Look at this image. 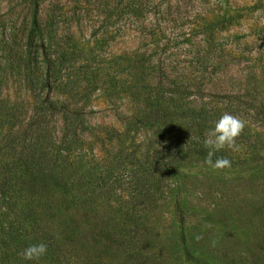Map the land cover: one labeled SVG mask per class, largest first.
<instances>
[{
	"label": "rangeland",
	"instance_id": "1",
	"mask_svg": "<svg viewBox=\"0 0 264 264\" xmlns=\"http://www.w3.org/2000/svg\"><path fill=\"white\" fill-rule=\"evenodd\" d=\"M34 16L43 31L57 33L55 56L61 50L73 52L77 60L70 66L74 69L102 74L134 68L165 70L204 78V103L212 99L210 94L245 91V103L264 104V0H0V140L16 130L23 96L19 58L26 50ZM226 19L228 23L221 25ZM40 44L31 52H42ZM105 81L104 76L97 79L96 91L88 99L86 118L97 128L83 154L95 159L94 165L102 170L106 165L114 167V155L134 152L132 162L141 166L145 155L159 148L160 136L141 128L139 108L127 96H110ZM236 109L221 113L230 112L245 125L234 148L226 147L237 163L214 170L196 157H187L177 183L161 178V194L142 206L152 250L161 264H184L173 243L177 219L169 195L174 185L186 199L187 230L197 248L220 258L260 253L255 219H248L264 211V123L251 107ZM109 128L122 133L118 141L104 135ZM119 197L126 200L127 192L120 191ZM111 203L115 209L116 203ZM2 218L0 238L9 230L15 234L9 228L12 216ZM79 221L86 238L72 250L91 264L105 242L94 219L81 215Z\"/></svg>",
	"mask_w": 264,
	"mask_h": 264
},
{
	"label": "trees",
	"instance_id": "2",
	"mask_svg": "<svg viewBox=\"0 0 264 264\" xmlns=\"http://www.w3.org/2000/svg\"><path fill=\"white\" fill-rule=\"evenodd\" d=\"M56 39L57 33L43 31L34 16L26 50L19 58L23 96L16 130L0 140V215L2 219L12 216L9 228L15 230V234L9 230L0 238V264H87L72 250L80 239L86 238L79 221L81 215L97 222V231L105 242L103 251L91 264H161L152 250L151 229L145 224L142 206L151 204L155 195L161 194V178L177 183L187 157L205 161L208 149L203 140L223 115L221 111L248 106L264 123V104L255 100L250 105L245 103V91L210 94L212 99L204 103V78L165 70L134 68L102 74L74 69L70 63L77 58L72 51L53 54L58 45ZM38 42L42 52L36 49L32 53ZM101 76L106 78L110 96H127L139 108V126L160 136L159 148L145 155L147 160L142 167L134 164L136 160L132 162L134 152L114 155L111 164L116 166L106 165L102 170L94 165L95 159L83 154L87 140L97 128L88 122L86 107ZM121 134L109 128L104 135L118 141ZM247 147L254 148L248 144ZM217 158H227L231 165L237 163L226 148L213 155V160ZM120 191L127 192L126 200L119 197ZM169 198L177 219L173 243L181 263L264 264L262 209L248 219H255L254 227L262 242L260 253L250 251L243 257L220 258L191 242L186 199L178 185L171 189ZM111 201L116 203L115 209ZM111 211L112 216L108 214ZM38 243L47 246L46 254L39 261H25L23 250Z\"/></svg>",
	"mask_w": 264,
	"mask_h": 264
},
{
	"label": "clouds",
	"instance_id": "3",
	"mask_svg": "<svg viewBox=\"0 0 264 264\" xmlns=\"http://www.w3.org/2000/svg\"><path fill=\"white\" fill-rule=\"evenodd\" d=\"M244 126V122L236 116L228 113L221 115L205 134L203 145L208 151L204 163L214 170L230 168L231 161L229 159L217 158L213 160V155L226 147L234 148L236 138L239 137ZM46 251L47 246L44 243L33 244L23 250L22 256L25 261H39Z\"/></svg>",
	"mask_w": 264,
	"mask_h": 264
}]
</instances>
